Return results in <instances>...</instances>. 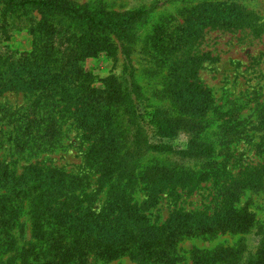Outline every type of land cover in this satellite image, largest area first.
<instances>
[{
  "label": "trees",
  "instance_id": "16d2710c",
  "mask_svg": "<svg viewBox=\"0 0 264 264\" xmlns=\"http://www.w3.org/2000/svg\"><path fill=\"white\" fill-rule=\"evenodd\" d=\"M219 6L198 8L186 26L174 28L177 35L157 28L147 42L158 63L170 64L165 85L174 113L191 123H202L213 110L211 92L199 82V66L205 56L194 57L190 52L203 30L248 26L257 34L261 32L231 6ZM139 15L119 14L91 4L74 5L70 0H0L2 37L7 41L11 32L26 30L34 40L29 53L0 52V98L14 93L29 100L28 105L11 111L0 105L4 114L0 120L7 119L3 126H12L23 138L14 139V146L40 147L29 137L49 131L58 136L72 121L86 145L85 167L97 176L91 181L87 175L41 163L15 169L0 161V264L14 251V232L24 235V213L29 216L33 245L23 262L30 255V264H88L91 258L110 261L124 256L140 264H177L176 246L183 238L196 233L245 232L253 223V216L246 208H236V203L248 182L264 172V165L238 177L219 173L218 178L226 176L217 183L222 200L211 215L178 209L163 223L151 219L163 194L178 198V192L191 193L213 173L176 172L143 162L173 153L205 157L210 150L185 147L175 151L146 143L143 135L146 139L175 136L177 118L147 105L129 57L124 58L122 76L107 78L98 89L81 68L85 59L115 51L113 38L125 39ZM259 113L262 127L264 104ZM263 142L258 144L263 147L260 152H264ZM137 188L146 194L140 204L133 198ZM101 195L105 198L98 207ZM190 255L192 264H214L209 253L192 250ZM16 261L12 258L6 264ZM256 264H264V256Z\"/></svg>",
  "mask_w": 264,
  "mask_h": 264
},
{
  "label": "rangeland",
  "instance_id": "374dc122",
  "mask_svg": "<svg viewBox=\"0 0 264 264\" xmlns=\"http://www.w3.org/2000/svg\"><path fill=\"white\" fill-rule=\"evenodd\" d=\"M74 5L98 6L101 9L119 14L140 13L127 37L122 41L113 38L115 51L100 53L85 59L81 68L90 78L92 87L100 88L109 77H121L124 58L129 57L133 65L135 79L141 88L147 105L158 108L165 115L177 118L174 122L179 131L171 138H148L147 144L165 145L175 151L185 147H206L210 151L205 157H188L177 153L157 155L144 160V163L162 168L198 173H213L209 181H203L191 193L178 192V198L168 193L162 195L157 207L151 212V219L163 223L172 212L183 211L211 215L218 209L222 198L219 196L223 179L228 175L238 177L249 173L253 167L264 165L263 147L264 123L261 127L259 109L264 104V0H70ZM231 6L241 13L244 21L254 23L260 28L257 34L251 27L222 30L205 28L198 41L190 50L194 57L203 58L199 66V82L212 95V111L208 112L202 123H191L180 119L174 113V106L167 100L166 74L169 66L158 63L147 48L149 37L157 28L175 31L178 25H187L186 20L198 8L211 9ZM39 20L40 16L34 13ZM248 25V24H247ZM182 29L179 30L181 32ZM175 31L174 35H177ZM33 36L26 30L11 32L6 41L0 30V52L9 51L29 53L33 50ZM16 55V57H18ZM172 65V64H171ZM29 100L22 94H6L0 98V105L10 111L28 105ZM4 116L0 113V117ZM40 116V115H39ZM52 117V116H51ZM204 122V123H203ZM6 120H0V161L10 163L11 168L20 169L30 163H41L57 167L72 174L87 175L95 181V175L85 167L83 153L86 145L81 141V133L68 121L58 131L41 132L30 136V142L40 147H15L14 139H23L12 130L5 128ZM50 123V120L46 122ZM2 125V126H1ZM233 127V128H232ZM191 130L192 132H189ZM65 131V132H63ZM187 132V133H186ZM54 137V138H52ZM9 139V142L6 141ZM48 143L55 144L53 147ZM264 143V142H263ZM141 159L140 161H142ZM142 162V163H143ZM225 171L226 176L217 175ZM180 194V197H179ZM236 208H246L253 216V223L245 232H214L212 235L194 234L183 238L176 246L177 264H192L191 251L199 250L212 255L214 264H256L264 256V172L238 196ZM99 197L97 206L104 201ZM134 201L142 203L146 198L144 190L137 188ZM235 206V205H234ZM24 235L15 231L14 251L3 258L4 264L12 258L17 264H30L32 257L26 252L33 245L30 240L29 216L23 215ZM223 251V253H221ZM88 264H140L124 256L115 260L102 261L90 259Z\"/></svg>",
  "mask_w": 264,
  "mask_h": 264
}]
</instances>
